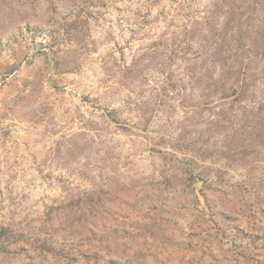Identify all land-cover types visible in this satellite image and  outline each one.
<instances>
[{
    "label": "rangeland",
    "instance_id": "1",
    "mask_svg": "<svg viewBox=\"0 0 264 264\" xmlns=\"http://www.w3.org/2000/svg\"><path fill=\"white\" fill-rule=\"evenodd\" d=\"M0 264H264V0H0Z\"/></svg>",
    "mask_w": 264,
    "mask_h": 264
}]
</instances>
